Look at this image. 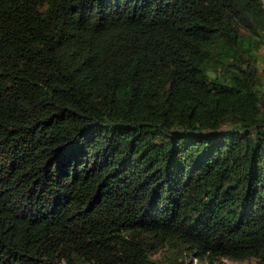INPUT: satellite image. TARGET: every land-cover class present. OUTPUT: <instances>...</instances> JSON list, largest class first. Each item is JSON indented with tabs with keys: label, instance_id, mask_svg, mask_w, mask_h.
I'll return each mask as SVG.
<instances>
[{
	"label": "trees",
	"instance_id": "16d2710c",
	"mask_svg": "<svg viewBox=\"0 0 264 264\" xmlns=\"http://www.w3.org/2000/svg\"><path fill=\"white\" fill-rule=\"evenodd\" d=\"M263 49L264 0H0V264H264Z\"/></svg>",
	"mask_w": 264,
	"mask_h": 264
},
{
	"label": "rangeland",
	"instance_id": "374dc122",
	"mask_svg": "<svg viewBox=\"0 0 264 264\" xmlns=\"http://www.w3.org/2000/svg\"><path fill=\"white\" fill-rule=\"evenodd\" d=\"M258 71L261 76L264 78V49L259 51V63H258ZM166 251L159 252L158 254L154 255V258H162L165 255ZM194 257L190 255L183 254L182 257L179 258V262L183 264H250L253 263L251 261H243V262H233L230 260H216L214 263L209 262L207 258H199L197 261L194 262Z\"/></svg>",
	"mask_w": 264,
	"mask_h": 264
},
{
	"label": "clouds",
	"instance_id": "9594fccd",
	"mask_svg": "<svg viewBox=\"0 0 264 264\" xmlns=\"http://www.w3.org/2000/svg\"><path fill=\"white\" fill-rule=\"evenodd\" d=\"M192 257H194L195 259H194V262L195 261H197L199 258L198 257H195V256H192ZM195 264V263H194Z\"/></svg>",
	"mask_w": 264,
	"mask_h": 264
}]
</instances>
